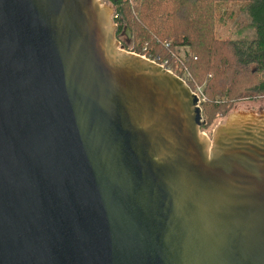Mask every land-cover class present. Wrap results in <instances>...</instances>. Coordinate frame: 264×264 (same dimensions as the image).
I'll return each instance as SVG.
<instances>
[{
	"label": "water",
	"instance_id": "obj_1",
	"mask_svg": "<svg viewBox=\"0 0 264 264\" xmlns=\"http://www.w3.org/2000/svg\"><path fill=\"white\" fill-rule=\"evenodd\" d=\"M109 13L0 0V264H264V111L208 140Z\"/></svg>",
	"mask_w": 264,
	"mask_h": 264
},
{
	"label": "trees",
	"instance_id": "obj_2",
	"mask_svg": "<svg viewBox=\"0 0 264 264\" xmlns=\"http://www.w3.org/2000/svg\"><path fill=\"white\" fill-rule=\"evenodd\" d=\"M106 1L122 22L116 35L127 27L134 51L170 61L179 56L177 46L184 48L179 63L189 72L187 85H201L204 95L201 128L217 111L225 114L234 99L264 95V0ZM229 2H244L239 9L248 20L237 25V36L219 37L216 24L233 14Z\"/></svg>",
	"mask_w": 264,
	"mask_h": 264
},
{
	"label": "rangeland",
	"instance_id": "obj_3",
	"mask_svg": "<svg viewBox=\"0 0 264 264\" xmlns=\"http://www.w3.org/2000/svg\"><path fill=\"white\" fill-rule=\"evenodd\" d=\"M101 4H105L109 7L110 13L109 16H112V12L114 9V5L111 4L110 2L106 0H99ZM244 2H229L225 6L227 7L228 10H231L233 14L230 15H225L223 20L218 22L216 24L215 28V34L219 37H235L237 36V25H243L246 23L248 20V16L244 10H240L239 7L243 5ZM122 26V22L120 24V27ZM118 35L115 33V40H116V48H119L121 50H130L134 52L131 39H130V34L129 36H126L124 33V27L121 29ZM247 32L248 30L245 29ZM117 40L120 43H117ZM121 42L123 44H121ZM165 41L164 43H166ZM136 52V51H135ZM236 110H252L253 112H259V111H264V95L259 96L255 99H252L251 97H238L234 99L231 104H230V109L225 113V114H220V112H216L215 116L213 117L212 121L205 126L204 128H201L199 126V132L202 134L204 137H206L208 140L211 138V134L215 128V126L219 123H221L226 115L230 111H236ZM202 113V112H201ZM204 118V116L202 115ZM205 119V118H204Z\"/></svg>",
	"mask_w": 264,
	"mask_h": 264
},
{
	"label": "built area",
	"instance_id": "obj_4",
	"mask_svg": "<svg viewBox=\"0 0 264 264\" xmlns=\"http://www.w3.org/2000/svg\"><path fill=\"white\" fill-rule=\"evenodd\" d=\"M111 19H112V23H113L114 27L117 29L120 26L121 21L118 19V14L116 11L112 12ZM117 43H120V42L117 40ZM165 44H167V43H165ZM143 48H144V46H143ZM176 51L179 54V56H177V55L173 56L170 61L167 58L157 60L156 57L149 58L146 55H144L143 53H138V52L137 53L148 58V59H150V60H154L155 62L159 63L161 66H163L167 70L173 72L175 75H177L179 78H181L187 84L186 81L190 77L189 72L187 71L186 68L182 67L179 63V58L181 56H183L184 48L182 46H177ZM190 89L192 92H194L196 94L197 104L201 107V102L204 100V95H203L202 90H201V85H195L193 88H190Z\"/></svg>",
	"mask_w": 264,
	"mask_h": 264
}]
</instances>
